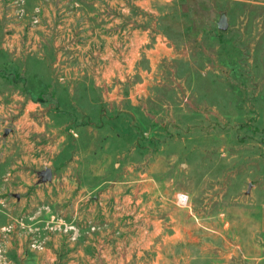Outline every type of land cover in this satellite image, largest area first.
<instances>
[{
    "label": "rangeland",
    "instance_id": "obj_1",
    "mask_svg": "<svg viewBox=\"0 0 264 264\" xmlns=\"http://www.w3.org/2000/svg\"><path fill=\"white\" fill-rule=\"evenodd\" d=\"M0 264H264V0H0Z\"/></svg>",
    "mask_w": 264,
    "mask_h": 264
},
{
    "label": "water",
    "instance_id": "obj_2",
    "mask_svg": "<svg viewBox=\"0 0 264 264\" xmlns=\"http://www.w3.org/2000/svg\"><path fill=\"white\" fill-rule=\"evenodd\" d=\"M227 27H228L227 19L224 15H222L219 19L218 24H217V28L219 31L224 32L227 30ZM39 176L41 177L42 183L49 182L51 180V177H52V171H51V169H46L45 171L39 173Z\"/></svg>",
    "mask_w": 264,
    "mask_h": 264
},
{
    "label": "built area",
    "instance_id": "obj_3",
    "mask_svg": "<svg viewBox=\"0 0 264 264\" xmlns=\"http://www.w3.org/2000/svg\"><path fill=\"white\" fill-rule=\"evenodd\" d=\"M178 200H179L180 203H186L187 202V199L185 197H183V196H179Z\"/></svg>",
    "mask_w": 264,
    "mask_h": 264
},
{
    "label": "bare ground",
    "instance_id": "obj_4",
    "mask_svg": "<svg viewBox=\"0 0 264 264\" xmlns=\"http://www.w3.org/2000/svg\"><path fill=\"white\" fill-rule=\"evenodd\" d=\"M181 204H184V203H181Z\"/></svg>",
    "mask_w": 264,
    "mask_h": 264
}]
</instances>
